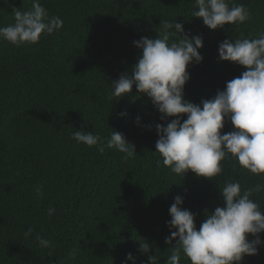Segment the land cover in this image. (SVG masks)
Returning a JSON list of instances; mask_svg holds the SVG:
<instances>
[{
    "label": "trees",
    "instance_id": "obj_1",
    "mask_svg": "<svg viewBox=\"0 0 264 264\" xmlns=\"http://www.w3.org/2000/svg\"><path fill=\"white\" fill-rule=\"evenodd\" d=\"M40 3L49 16L63 20L59 31L21 47L0 39V264H123L129 252L136 264H148L152 254L157 264H166L170 247L164 241L171 234L166 222L175 196L195 214L198 230L206 213L223 206L219 190L227 182L238 181L243 190L264 184V177L243 169L235 158L222 161L223 172L213 180L191 171L183 177L172 173L155 153V126L173 118L161 120L135 85L118 98L111 95V84L121 74L131 75L138 62L142 50L133 42L157 38L161 22L175 20L189 37L203 39L202 61L186 69L184 99L200 104L213 98L246 70L221 61L219 43L264 32V0H229L230 6L245 5L251 19L216 30L192 16L198 10L195 0ZM31 4L0 0V27L14 23V8L25 11ZM76 130L105 138L120 132L137 156L125 161L115 148L101 153L77 143ZM233 130L228 120L221 134ZM253 196L264 214V191ZM50 207L56 209L51 217ZM29 227L34 231L25 237ZM37 235L52 247H40ZM259 237L257 254L245 256L242 264H264V232ZM143 240L151 246L148 254L138 251ZM74 249L79 250L72 256ZM180 264L190 261L182 255Z\"/></svg>",
    "mask_w": 264,
    "mask_h": 264
},
{
    "label": "clouds",
    "instance_id": "obj_2",
    "mask_svg": "<svg viewBox=\"0 0 264 264\" xmlns=\"http://www.w3.org/2000/svg\"><path fill=\"white\" fill-rule=\"evenodd\" d=\"M195 5L198 10L192 16L201 18L210 30L251 19L245 5L230 6L229 0H195ZM14 9V23L0 27V39L16 47L37 44L42 34L51 35L63 27V20L49 16L40 0H32L29 10ZM160 29L155 39L142 37L133 42L142 50L141 56L131 75L121 74L112 82L111 95L121 98L135 85L138 93L150 98L161 114V120L173 118L166 126H155L158 136L155 153L172 173L183 177L191 171L197 177L213 180L223 172L222 161L235 158L243 169L264 177V32L256 38L234 41L228 38L219 43V59L234 62L246 70L228 81L225 89L218 90L213 98L195 104L184 99L183 89L190 78L187 66L203 59L199 53L203 39L200 35L189 37L182 24L175 20L162 21ZM183 116L187 118L182 122ZM139 119L137 117V122ZM228 120L234 130L221 134ZM72 138L90 148L96 146L101 153L106 148H115L124 154L122 159L125 161L137 156L134 145L114 130L109 138L76 130ZM35 190L38 196L43 195L42 186ZM219 191L223 206L206 213L198 230L195 214L181 207V196L174 197L169 208L171 219L166 222L171 233L164 241L170 247L166 264H180L182 255L190 264H242L245 256L257 254V246L262 243L259 234L264 232V214L261 205L254 202L253 194L264 191V184L257 183L242 190L238 181H232ZM55 211L50 207L47 214L51 217ZM33 231L29 227L25 237ZM249 235L255 238L249 241ZM36 240L42 248L52 247L50 240L39 235ZM150 248L145 240L139 242L141 254H148ZM78 250L74 249L71 255L75 256ZM127 261L136 264L131 252L126 254L123 264ZM148 264H157L153 254L148 255Z\"/></svg>",
    "mask_w": 264,
    "mask_h": 264
}]
</instances>
